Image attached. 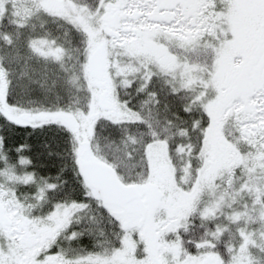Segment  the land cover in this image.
Returning a JSON list of instances; mask_svg holds the SVG:
<instances>
[{"label": "snow or ice", "instance_id": "1", "mask_svg": "<svg viewBox=\"0 0 264 264\" xmlns=\"http://www.w3.org/2000/svg\"><path fill=\"white\" fill-rule=\"evenodd\" d=\"M0 264H264V0H0Z\"/></svg>", "mask_w": 264, "mask_h": 264}]
</instances>
